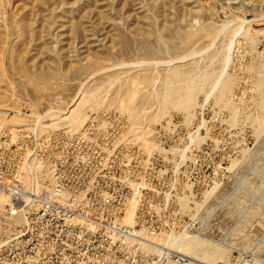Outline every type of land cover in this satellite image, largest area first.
<instances>
[{
    "label": "rangeland",
    "instance_id": "obj_1",
    "mask_svg": "<svg viewBox=\"0 0 264 264\" xmlns=\"http://www.w3.org/2000/svg\"><path fill=\"white\" fill-rule=\"evenodd\" d=\"M30 119L109 125L136 231L264 264V0H0V161Z\"/></svg>",
    "mask_w": 264,
    "mask_h": 264
},
{
    "label": "built area",
    "instance_id": "obj_2",
    "mask_svg": "<svg viewBox=\"0 0 264 264\" xmlns=\"http://www.w3.org/2000/svg\"><path fill=\"white\" fill-rule=\"evenodd\" d=\"M29 121L0 161V264H204L124 223L121 179L97 187L102 169L87 162L116 151L104 142L108 124L49 129Z\"/></svg>",
    "mask_w": 264,
    "mask_h": 264
},
{
    "label": "bare ground",
    "instance_id": "obj_3",
    "mask_svg": "<svg viewBox=\"0 0 264 264\" xmlns=\"http://www.w3.org/2000/svg\"><path fill=\"white\" fill-rule=\"evenodd\" d=\"M142 39V38H141ZM148 52V51H147ZM51 76H53V75H55L54 73H51L50 74ZM36 123H42V122H37L36 121ZM40 126H42V124H40ZM29 180V178L26 176V177H23V179H22V181H23V183H27L26 181H28ZM25 186H27L28 184H24ZM176 246V245H175Z\"/></svg>",
    "mask_w": 264,
    "mask_h": 264
}]
</instances>
